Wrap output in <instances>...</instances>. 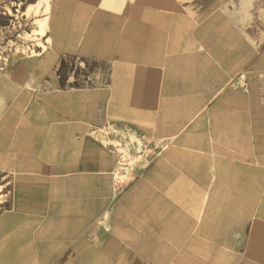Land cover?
<instances>
[{
	"label": "crops",
	"instance_id": "crops-1",
	"mask_svg": "<svg viewBox=\"0 0 264 264\" xmlns=\"http://www.w3.org/2000/svg\"><path fill=\"white\" fill-rule=\"evenodd\" d=\"M47 5L48 57L38 63L53 73L13 74L0 86L16 233L75 243L74 264H94L99 251L113 260L108 244L123 241L119 228L149 186L177 178L183 194L200 195L212 179L225 202L198 218L187 208L183 264H208V242L230 244L213 264H264V90L234 89L244 73L264 77V0ZM118 146L150 148L134 155L146 165L121 171L126 182L115 180ZM100 219L112 231L95 240Z\"/></svg>",
	"mask_w": 264,
	"mask_h": 264
},
{
	"label": "rangeland",
	"instance_id": "rangeland-1",
	"mask_svg": "<svg viewBox=\"0 0 264 264\" xmlns=\"http://www.w3.org/2000/svg\"><path fill=\"white\" fill-rule=\"evenodd\" d=\"M48 5L47 0H0V86H6L7 76L10 75H44L53 73V66L41 67L39 59H46L47 45L44 42ZM47 71V72H46ZM242 83H234V89L264 90V77L242 76ZM235 82V81H234ZM22 85V84H20ZM29 85V84H27ZM225 85V84H224ZM230 84H226L228 86ZM4 93V92H3ZM0 94V264H74L75 260L68 257L74 247L72 242L35 243L23 241L24 236L18 235L12 224L17 217H13L10 206L13 202V184L7 172L6 145V99ZM224 126L230 127L231 115L223 116ZM53 149V148H52ZM118 163L116 181L125 180L121 171L132 172L139 165L134 155H145L150 152L149 147L118 146ZM165 153L166 147L160 148ZM230 151V148H228ZM224 154V157H229ZM150 167V164H149ZM177 174V173H176ZM149 186V185H148ZM214 180L209 179L206 184V194H183L182 181L177 178L169 183L164 182L158 189L145 190L147 193L137 200L139 211L136 218H130L123 224L120 244H108L112 247L113 260H105L99 256L93 259L94 264H183V219L186 218L187 208L190 206L191 217H203L206 208L211 207L214 213L225 200L222 195L214 193ZM55 190H53L54 192ZM156 192L152 194L151 192ZM234 196V195H231ZM76 198L70 201V207L76 208ZM234 203V201H233ZM67 207V206H66ZM201 208V210H199ZM195 209V210H193ZM11 214V216H9ZM202 215V216H200ZM67 219V218H66ZM60 220V223H64ZM106 220V219H105ZM104 219L96 220L102 224V231L95 238L100 239L104 232L111 233ZM10 221V222H9ZM70 220H67L70 223ZM104 221V222H103ZM173 239L165 237L169 228ZM63 227V226H62ZM96 241L94 246H104ZM107 245V244H106ZM198 246L197 243L191 244ZM207 262L213 264L214 252L221 251L223 255L229 252V243H206ZM85 261V260H84Z\"/></svg>",
	"mask_w": 264,
	"mask_h": 264
}]
</instances>
